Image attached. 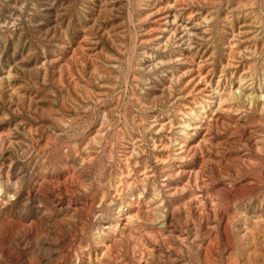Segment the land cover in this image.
Here are the masks:
<instances>
[{
    "label": "rangeland",
    "instance_id": "rangeland-1",
    "mask_svg": "<svg viewBox=\"0 0 264 264\" xmlns=\"http://www.w3.org/2000/svg\"><path fill=\"white\" fill-rule=\"evenodd\" d=\"M181 1L0 0V264H264V0Z\"/></svg>",
    "mask_w": 264,
    "mask_h": 264
},
{
    "label": "bare ground",
    "instance_id": "bare-ground-1",
    "mask_svg": "<svg viewBox=\"0 0 264 264\" xmlns=\"http://www.w3.org/2000/svg\"><path fill=\"white\" fill-rule=\"evenodd\" d=\"M178 1H179V0H177V2H178ZM191 1H192V0H191ZM231 1H232V0H231ZM231 1H230V2H231ZM180 2H182V1L180 0ZM186 2H187V0H186ZM175 3H176V2H175ZM178 3H179V2H178ZM232 3H233V2H232ZM173 4H174V2H173ZM166 5H167V4H166ZM234 5H235V4H234ZM237 5H238L237 7H239V6L243 7V6H247V5L251 6V5H253V0H237ZM233 7H234V6H233ZM208 11H209V10H208ZM195 12H196V11H195ZM167 14H168V13H167ZM171 15H172V16H170V17L173 18V20H174V19H175V16H174L173 14H171ZM175 15H177V14H175ZM250 15H251V14H250ZM256 15H257V14H256ZM185 16H186V15H185ZM189 16H190V14H189ZM253 16H255V15H253ZM176 17H177V16H176ZM187 17H188V15H187ZM190 18H191V17H190ZM206 18H207V17H206ZM206 18H205V19H206ZM255 19H256V18H255ZM190 20H191V19H190ZM200 20H201V19H200ZM203 20H204V19H203ZM249 20H250V19H249ZM187 21H188V20H187ZM257 21H258L259 23L261 22V21L259 20V18H257ZM246 23H247V22H246ZM173 24H174V22H173ZM180 24H181V23H180ZM252 24H253V23H252ZM175 25H176V24H175ZM227 25H228V24H227ZM238 25H241V23L238 24ZM189 26H190V25H189ZM180 27H181V25H180ZM229 27H230V26H229ZM236 27H238L237 24H236ZM185 28H186V26H185ZM182 29H183V28H182ZM229 30H230V32H233V31H234L232 28L229 29ZM245 30L247 31V29H245ZM184 31H185V30H184ZM194 31H195V30H194ZM223 31H224V30H223ZM180 32H181V31H180ZM189 32H190V30H189ZM249 32H250V31H249ZM183 33H184V32H183ZM228 33H229V32H228ZM241 33H242V32H241ZM254 33H255V32H254ZM184 34H185V33H184ZM189 34H190V33H189ZM232 34H233V33H232ZM237 34H238V33H237ZM232 36H234V35H232ZM188 38H189V37H187V39H188ZM190 38H191V37H190ZM226 39H227V38H226ZM231 39H232V38H231ZM238 39H239V38H238ZM188 42H189V41H188ZM224 42H225V40H224ZM226 42H227V41H226ZM185 43H186V42H185ZM232 43H233V42H231V45H232ZM219 44H220V43H219ZM232 46H233V45H232ZM232 46H231V47H232ZM189 47H190V45H189ZM225 47H226V46H225ZM242 47H243V45H242ZM242 47H241L240 49H242ZM229 48H230V47H229ZM234 48H235V47H234ZM234 48H233V50H234ZM229 50H230V49H229ZM231 50H232V49H231ZM235 50H236V49H235ZM235 50H234V51H235ZM244 50H245V51H248L249 49H247V50L244 49ZM234 51H233V52H234ZM221 52H223V51H221ZM183 53H184V52H183ZM186 53H188V52H186ZM189 53H190V51H189ZM238 53H239V52H238ZM238 53H237V54H238ZM226 54H227V53H226ZM188 55H189V54H188ZM183 56H184V55H183ZM205 56H206V55H205ZM231 57H232V56H231ZM238 57H240V56H238ZM226 58H228V57H226ZM224 59H225V58H224ZM228 59H230V58H228ZM231 59H232V58H231ZM197 60H198V58H197ZM232 60H233V59H232ZM198 61H199V60H198ZM226 62H227V61H226ZM191 63H192V61H191ZM229 63H230V62H229ZM226 64H228V63H226ZM230 64H231V63H230ZM233 64H235V63L233 62ZM233 64H232V65H233ZM237 64H238V63H237ZM196 65H197V64H196ZM204 65H205V64H204ZM223 65H224V64H223ZM198 66H199V65H198ZM226 66H228V65H226ZM226 66H225V67H226ZM230 66H231V65H230ZM235 67H236V66H235ZM198 68H199V67H198ZM203 68H204V67H203ZM222 69H223V68H222ZM228 69H229V68H228ZM240 69H241V68H240ZM237 70H238V69H237ZM246 70H248V69H246ZM197 71H198V70H197V68H196V72H197ZM201 71H202V70H201ZM232 71H233V70H232ZM244 71H245V70H244ZM196 72H195V73H196ZM205 72H206V71H205ZM223 72H224V71H223ZM198 73H199V71L197 72V74H198ZM206 73H208V72H206ZM226 73H227V72H226ZM234 73H236V72H234ZM240 73H241V72H240ZM242 73H244V72H242ZM251 73H252V72H251ZM263 73H264V72H263ZM199 74H200V73H199ZM192 75L194 76V74H192ZM195 75H196V74H195ZM202 75H203V73H201V76H202ZM204 75H205V74H204ZM207 75H208V74H207ZM222 75H223V74H222ZM230 75H232V74H230ZM233 75H234V74H233ZM242 75H243V74H242ZM242 75H241V76H242ZM244 75H245V74H244ZM247 75L249 76V74H247ZM193 76H192V77H193ZM198 76H199V75H198ZM198 76H197V77H198ZM215 76H216V75H215ZM217 76H218V75H217ZM235 76H236V75H235ZM173 77H175V76H173ZM209 77H210V76H209ZM202 78H203V76H202ZM233 78H234V77H233ZM233 78H232V79H233ZM246 78H247V77H246ZM261 78H264V75H262ZM183 79H184V78H183ZM198 79H201V78H198ZM215 79H216V78H215ZM239 79H241L240 76H239ZM239 79H238V80H239ZM247 79H248V78H247ZM177 80H178V79H177ZM177 80H175V81H177ZM180 80H182V79H180ZM195 80H196V79H195ZM233 80H234V79H233ZM233 80H232V81H233ZM234 81L236 82L237 80H234ZM242 81H243V80H240L239 82H242ZM213 82H214V80H213ZM244 82H245V80H244ZM181 83H182V82H181ZM205 83H206V82H205ZM208 83H209V82H207V85H208ZM216 83H217V82H216ZM226 83H227V82H226ZM246 83H248V82L246 81ZM260 83H261V82H260ZM193 84H194V83H193ZM201 84H203V83H201ZM227 84H228V83H227ZM230 84H231V83H230ZM238 84H239V83H238ZM238 84H237V87L239 86ZM240 84H241V83H240ZM252 84H253V83H252ZM252 84H251V85H252ZM194 85H195V84H194ZM204 85H205V84H204ZM210 85H211V84H210ZM213 85H214V84H213ZM215 85L217 86V84H215ZM224 85H225V83H224ZM235 85H236V84H235ZM247 85H248V84H247ZM211 86H212V85H211ZM248 86H250V85H248ZM254 86H256V85H254ZM207 87H208V86H207ZM228 87H231V86L229 85ZM232 87L234 88V86H232ZM263 87H264V86H263ZM263 87H262V89H263ZM10 88H11V87H10ZM226 88H227V87H226ZM241 88H242V87H241ZM248 88H250V87H248ZM221 89H222V88H221ZM221 89H220V90H221ZM227 89H228V88H227ZM194 90H195V89H194ZM222 90H223V89H222ZM224 90H226V89H224ZM230 90H231V89H230ZM242 90H243V89H242ZM248 90H249V89H248ZM251 90H252V88H251ZM254 90H255V89H254ZM196 91H197V90H196ZM212 91H213V90H212ZM212 91L210 90V92H212ZM228 91H229V90H228ZM210 92H209V93H210ZM214 92H215V91H214ZM222 92H223V91H222ZM234 92H235V91H234ZM256 92H257V91H256ZM197 93H198V92H197ZM212 93H213V92H212ZM217 93H218V92H217ZM241 93H242V92H241ZM258 93H259V92H258ZM215 94H216V93H215ZM224 94H225V92H224ZM229 94L231 95V92H230ZM229 94H228V96H229ZM242 94H243V93H242ZM242 94H240V91H239L238 98H236L237 94H233V95L231 96L232 99L226 98V99H227V105H226V104H225V105H226L227 107H229V109H230L231 107H232V108L235 107V109H241V108L243 107V105H242V98H241V97H242V96H241ZM244 94H245V93H244ZM249 94H250V92H249ZM225 95H227V94H225ZM225 95H222V94L219 95V93H218V97H217L216 95H215V96H216V97L220 100V102H221V99H222L223 96H225ZM255 95H256V94H255ZM255 95H254V96H255ZM200 96H201V95H200ZM211 96H212V94H211ZM211 96H210V97H211ZM233 96H234V97H233ZM251 96H252V93H251ZM256 96H258V94H257ZM210 97H209V98H210ZM244 97H245V96H244ZM249 97H250V96H249ZM249 97H248V99H249ZM204 98H205V97H204ZM212 98H215V97L213 96ZM246 98H247V97H246ZM250 98H251V97H250ZM226 99H224V100H226ZM237 99L239 100V102H237V104H232L231 100H233V101L235 102V100H237ZM248 99H247V100H248ZM201 100H202V99H201ZM212 101H213V100H212ZM263 101H264V96L259 95V97H257V100L251 102L250 105H252V107L254 108V110H255V109H256V110H257V109L261 110V109L263 108V105L261 104ZM202 102H203V101H202ZM207 102H208V98H207ZM223 103H225V102H223ZM223 103H222V104H223ZM244 103H245V101H244ZM195 104H197V106L194 107L195 109H189V114H188L189 117H190V116H193V114H196V113H198L199 111H201L200 108L203 109V106H202V105H199L200 107H198V104H199V103H195ZM201 104H203V103H201ZM209 104H210V103H209ZM209 104L206 103L205 106L207 107V105H208V107H209V106H210ZM246 104H247V103H246ZM246 104H245V105H246ZM241 105H242V106H241ZM248 105H249V103H248ZM257 105H258V106H257ZM220 106H222V105H220ZM220 106H219V108H220ZM223 106H224V105H223ZM191 107H192V106H191ZM227 107H226V108H227ZM257 107H258V108H257ZM249 108H250V107H249ZM204 109H205V108H204ZM208 110H209V109H208ZM208 110H207V111H208ZM218 110H219V109H218ZM221 110H222V108L220 109V111H221ZM231 110H232V109H231ZM259 110H258V111H259ZM225 111H226V110H225ZM243 111H244V110H243ZM208 112H209V111H208ZM222 112H223V111H222ZM247 112H248V110H247ZM261 112H262V111H261ZM259 113H260V112H259ZM263 113H264V111H263ZM200 114H201V113H200ZM204 114H205V113H204ZM211 114H212V113H211ZM232 114H236V113L233 112ZM240 114H241V113H239V115H240ZM242 114H244V113H242ZM202 115H203V114H202ZM262 115H263V114H262ZM203 116H205V115H203ZM207 116H208V115H207ZM207 116H206V117H207ZM240 116H241V115H240ZM199 117H202V116L199 115ZM209 117H210V115H209ZM179 119H180V118H179ZM186 119H188V118H186ZM191 119H192V118H191ZM200 119L202 120V118H200ZM206 121H207V120H205V122H206ZM251 121L253 122V120H251ZM255 121H256V120H255ZM180 122H181V120H180ZM184 122H185V121H184ZM205 122H204V123H205ZM178 123H179V122H178ZM194 123H195V122H194ZM255 123H256V122H255ZM261 123H262V122H261ZM62 124H63V123H62ZM64 124H65V123H64ZM195 124H196V123H195ZM258 124H259V123H258ZM169 125H170V124H169ZM175 125H176V124H175ZM179 125H180V124H179ZM179 125H177V126H179ZM183 125H184V127H185V124H184V123H183ZM200 125H201V124H200ZM63 126H64V125H63ZM158 126H159V125H158ZM160 126H161V125H160ZM191 126H194V125H191ZM179 127H180V126H179ZM184 127H183V129H184ZM187 127L189 128V125H188ZM195 127H196V126H195ZM198 127H200V126H198ZM181 128H182V127H181ZM191 128H192V127H191ZM243 128H244V127H243ZM200 129H201V128H200ZM261 132H262V131H261ZM183 134H184V133H183ZM256 134H257V133H256ZM184 135H185V134H184ZM184 135H183V136H184ZM193 135H194V134H193ZM258 135H259V133H258ZM236 136H237V135H236ZM260 136H261V135H260ZM238 137H239V136H238ZM166 138H168V137H166ZM183 138H184V137H183ZM185 139H186V138H185ZM222 139H223V138H222ZM255 139H257V138H255ZM263 139H264V138H263ZM186 140H187V139H186ZM259 140H261V139H259ZM5 141H6V139H5ZM8 141H9V140H8ZM254 141H255V140H254ZM256 141H257V140H256ZM0 142H2V141H0ZM184 142H185V141H184ZM218 142H219V141H218ZM254 144H255V142H254ZM179 145H180V144H179ZM255 146H257V145H255ZM9 147H10V146H9ZM260 147H261V146H259V148H260ZM176 148H178V147H176ZM181 148H182V147H181ZM181 148H180V149H181ZM176 150H177V149H176ZM255 150H256V148H255ZM259 151H260V150H259ZM169 156H170V155H169ZM177 156H178V155H177ZM166 157L168 158V155H167ZM166 157H165V158H166ZM174 157H175V156H174ZM174 157H173V158H174ZM66 158H67V157H66ZM242 158H243V157H242ZM155 159H156V158H155ZM157 160H158V159H157ZM247 160H249V159H247ZM164 161H165V160H164ZM224 161H226V160H224ZM241 163H242V162H241ZM215 164H216V163H215ZM199 165H200V164H199ZM200 169H201V168H200ZM143 170H145V169H143ZM145 171H146V170H145ZM193 171H194V170H193ZM119 174H120V173H119ZM113 176H114V175H113ZM113 176H112V177H113ZM115 176H116V175H115ZM117 176H118V174H117ZM125 177H127V176L125 175ZM114 179H115V178H114ZM119 179H120V178H119ZM194 179H195V178H194ZM230 179H231V178H230ZM16 180H18V179H16ZM107 180H109V179H107ZM121 180H122V179H121ZM0 181H1V180H0ZM18 181H19V180H18ZM20 181H21V180H20ZM119 181H120V180H119ZM119 181H118V182H119ZM123 181H124V180H123ZM115 182H116V179H115ZM118 182H117V183H118ZM120 182H121V181H120ZM120 182H119V183H120ZM124 182H125V181H124ZM8 183H9V181H8ZM10 183H11V182H10ZM13 183H15V182H13ZM16 183H17V182H16ZM122 183H123V182H122ZM18 184H19V183H18ZM241 184H242V183H241ZM7 185H8V184H7ZM15 185H16V184H12V186H14V187L12 188V190H15V187H16ZM37 185H38V184H37ZM114 186H115V185H114ZM8 187H9V185H8ZM116 188H117V187H116ZM116 188H115V189H116ZM179 188H180V187H179ZM1 189H2V188H1ZM6 189H7V188H6ZM125 189H126V188H125ZM154 189H155V188H154ZM127 191H128V190H127ZM6 192H7V191H6ZM13 192H14V191H13ZM8 193H9V192H8ZM154 195H156V194H154ZM157 195H158V194H157ZM5 196H6V195H5ZM9 196H10V195H9ZM197 196H198V195H197ZM196 198H197V197H196ZM188 199H189V198H188ZM186 200H187V199H186ZM189 200H190V199H189ZM194 201H195V200H194ZM153 202H154V201H153ZM156 202H157V201H156ZM156 202H155V203H156ZM151 203H152V202H151ZM158 204H159V203H158ZM180 204H181V203H180ZM155 205H157V203H156ZM159 207H160V206H159ZM176 208H177V207H176ZM163 209H164V208H163ZM194 209H195V208H194ZM210 209H211V208H210ZM202 210H203V209H202ZM160 211H162V210H160ZM163 211H164V210H163ZM172 211H173V210H172ZM204 211H205V210H204ZM169 212H170V211H169ZM241 213H242V212H241ZM118 214H119V213H118ZM231 215H232V214H231ZM128 216H129V215H128ZM241 216H242V215H241ZM248 216H249V215H248ZM156 217H157V216H156ZM218 217H219V216H218ZM228 217H230V214H229ZM236 217H237V216H236ZM158 218H160V217H158ZM234 218H235V217H234ZM241 218H242V217H241ZM241 218H240V219H241ZM250 218H251V217H250ZM250 218H249V219H250ZM228 219H229V218H228ZM261 220H262V219H261ZM263 220H264V219H263ZM155 221H156V220H155ZM232 221H234V220H232ZM111 224H112V222H111ZM111 224H110V225H111ZM113 224H115V223H113ZM113 224H112V225H113ZM233 224L235 225V223H233ZM238 224H239V223H238ZM116 225H117V224H116ZM236 225H237V224H236ZM249 225H250V224H249ZM114 226H115V225H114ZM224 226H225V225H224ZM110 227H111V226H110ZM235 227H236V226H235ZM113 228H114V227H113ZM113 228H112V229H113ZM261 228H262V227H261ZM108 229H110V228L108 227ZM95 230H96V229H95ZM99 230H100V229H99ZM106 230H107V229H106ZM262 230H263V229H262ZM191 231H192V230H191ZM256 231H257V230H256ZM263 232H264V230H263ZM258 233H262V232H261V231H258ZM258 233H257V234H258ZM93 234H94V233H93ZM212 234H213V233H212ZM257 234H256V235H257ZM262 234H263V233H262ZM94 235H95V234H94ZM94 235H92V237H93ZM96 235H97V233H96ZM108 235H109V234H108ZM174 235H175V234H174ZM241 235H242V234H241ZM212 236H213V235H212ZM260 236H261V235H260ZM179 237H180V236H179ZM256 237H257V236H256ZM94 238H95V236H94ZM262 238H264V237L262 236ZM252 239H253V238H252ZM139 240H140V239H139ZM101 241H102V240H101ZM253 241H254V240H253ZM253 241H252V242H253ZM255 241H256V240H255ZM208 242H209V241H208ZM213 242H214V240H213ZM252 242H251V243H252ZM99 243L101 244V242H99ZM216 243H217V241H216ZM241 243H242V242H241ZM261 243H262V242H261ZM96 244H97V243H96ZM204 244H205V243H204ZM207 244H208V243H207ZM209 244H210V245H209ZM209 244H208L207 249H206V247H205L206 250H202V252L205 251L206 253L204 252L205 255L201 256V257L203 258V260L201 259V261H202V262L204 261L205 264H217V263H218V262H217L218 260L216 261V256H215V254H216V252H217V249H216L217 247H216V246H218L219 243H217L218 245H216V246L214 245L215 243L212 244V242H210ZM230 244H231V243H230ZM262 244H263V243H262ZM137 245H138V244H137ZM227 245H228V244H227ZM257 245H258V244H257ZM260 245H261V244H260ZM201 246H202V245H201ZM204 246H206V245H204ZM224 247H226V246H224ZM231 247H232V246H231ZM263 247H264V246H262V248H263ZM136 248H137V247H136ZM201 248H202V247H201ZM203 248H204V247H203ZM229 248H230V247H229ZM254 248H255V247H254ZM254 248H253V249H254ZM258 248H259V246L257 247V249H258ZM260 248H261V247H260ZM147 249H148V248H147ZM232 249H233V248H232ZM249 249H250V247H249ZM249 249H247V250H249ZM253 249H252V250H253ZM263 249H264V248H263ZM263 249H262V250H263ZM218 250H219V249H218ZM262 250H261V251H262ZM250 251H251V249H250ZM250 251H249V252H250ZM256 251H257V250H256ZM99 252H100V251H99ZM132 252H133V251H132ZM252 252H255V251L253 250ZM101 253H102V252H101ZM239 253H240V252H239ZM246 253L249 254L247 251H246ZM95 254H96V253H95ZM98 254H99V253H98ZM247 254H246V255H247ZM251 254L253 255V253H251ZM259 254H260V253H259ZM201 255H202V254H201ZM218 256H219V255H218ZM237 256H239V255H237ZM241 256H242V255H241ZM249 256H251V255H249ZM253 256H254V255H253ZM262 256L264 257V255H262ZM139 257H140V256H139ZM233 257H234V256H233ZM245 257H246V256H245ZM245 257H242V258H245ZM259 257H260V256H259ZM230 258H231V257H230ZM248 258H249V257H248ZM255 258H256V257H255ZM257 258H258V257H257ZM233 259H234V258H233ZM249 259H250V258H249ZM250 260H251V259H250ZM260 260H261V259H260ZM263 260H264V259H263ZM243 261H244V259H243ZM246 261H247V260H246ZM248 261H249V260H248ZM248 261H247V262H248ZM251 261H252V260H251ZM111 262H112V261H111ZM223 262H224V261H223ZM226 262H227V261H226ZM233 262L236 263L235 261H233ZM233 262H232V263H233ZM249 262H250V261H249ZM147 263H148V262H147ZM147 263H146V264H147ZM182 263H183V262H182ZM137 264H138V263H137ZM148 264H149V263H148ZM218 264H219V263H218ZM227 264H228V263H227ZM242 264H243V263H242ZM249 264H256V263H249ZM257 264H258V262H257Z\"/></svg>",
    "mask_w": 264,
    "mask_h": 264
}]
</instances>
